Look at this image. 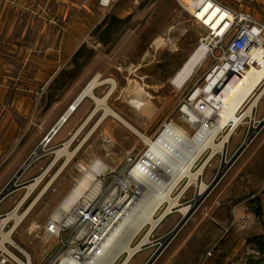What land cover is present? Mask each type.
<instances>
[{
	"label": "rangeland",
	"instance_id": "obj_1",
	"mask_svg": "<svg viewBox=\"0 0 264 264\" xmlns=\"http://www.w3.org/2000/svg\"><path fill=\"white\" fill-rule=\"evenodd\" d=\"M97 1L0 0V191L43 143L80 89L96 74L116 83L106 105L148 138L154 137L166 120H172L189 135L193 133V129L182 123L179 108L187 102L190 93L203 84L213 58L206 59L182 88L173 85L171 79L196 49L205 29L176 0H118L109 9H101ZM179 1L185 4L188 0ZM216 2L250 13L253 19L264 24V0ZM110 15L128 18V21L103 42L92 31L104 16ZM159 37L164 40L156 46L153 43ZM82 44L86 49L75 75L69 80L66 74L60 76V72L66 73L72 68L71 57ZM55 78L65 85L48 101L47 93L55 91L57 85H54ZM136 84L149 95L147 100L152 110L148 115L135 111L127 103L135 95ZM109 86L97 87L95 94L102 97ZM261 99L256 116L259 120L264 116V96ZM86 101L44 146V155L26 168L16 184L29 182L46 168L54 158L53 150L68 139L95 108L92 100ZM102 113L101 108L73 139L69 150L79 147L74 158L13 232V240L34 261L47 246L43 243V230L50 215L83 175L80 166L88 168L97 160L116 169L128 155L137 156L146 148L134 131L111 115L97 125ZM251 125V119L250 123L244 122L230 138L226 161L244 141ZM221 154H217L204 171L202 179L207 185L217 174ZM63 161L64 157L53 166L43 183L50 180ZM197 167L198 163L194 170ZM184 183L182 181L171 196H178L180 204H191L196 197V187L191 186L179 194ZM17 190L0 202V213L25 193V190ZM40 190L25 202L21 212ZM237 207L243 209V214L234 212ZM181 217L174 212L161 220V225L158 226L159 223L150 236L153 242L150 249L139 252L129 264H144L157 250L155 242ZM188 219L152 264H264V254L259 251L264 249V126ZM33 224L37 227L31 230ZM236 248L238 250H234Z\"/></svg>",
	"mask_w": 264,
	"mask_h": 264
},
{
	"label": "bare ground",
	"instance_id": "obj_2",
	"mask_svg": "<svg viewBox=\"0 0 264 264\" xmlns=\"http://www.w3.org/2000/svg\"><path fill=\"white\" fill-rule=\"evenodd\" d=\"M190 1L191 0H188L185 4L190 3ZM198 3H201V5L199 10L195 13L197 14L198 19L203 22L202 26L209 27L212 31H216L221 26L219 32H222L226 26L224 21L231 19L230 13H227L224 8L210 0H200ZM163 40L159 37L154 40L153 44L157 46L162 43ZM206 49L205 44H201L189 54L172 77L171 83L173 85L178 88H182L188 80H190L196 69L203 65L204 61H206ZM101 77L102 76L99 74H96L88 80V82L80 89V92H78L74 99L67 105L68 107L64 110L61 119H58L52 127V130L46 135L47 140L42 143L43 148L46 144L51 142L54 135L58 132L57 130H59L68 121V119L73 117V114L86 98L93 101L95 108L89 111L82 123H80V125L69 135V138L53 150L54 158L43 170V173L33 181L25 184L27 191L22 199L20 198V202L28 199L29 195L33 193L35 188L39 184H42L40 183L41 179L44 176H47L53 166L62 157H64V161L60 169H58L50 180L44 184L37 197L31 201L25 211L20 214L19 206L17 205L16 208L10 212V214H7L6 216L4 214V216L0 218V245L6 240L12 241L11 234L32 210L41 195H43L51 184H53L57 175L61 173L68 163L74 158L79 147L73 151L69 150V146L73 141V138L79 134L85 124L90 120L91 116L102 108L103 113L97 125L108 115H111L126 124L147 145H149L147 155L157 166V173L160 178L159 183L150 182L151 180L144 181V185H146V187L143 188L139 200L127 211V213H125L126 217H124L125 214L123 215V219H120L119 221V226L115 227L111 231L112 233L109 234L108 239L103 244V248L98 251L97 258L93 261L94 263H92L113 264L115 259L122 252H126L122 264H129L132 261L131 260L129 262V259L135 253L146 249L151 243L150 236L153 229L158 225L156 224L157 221L154 219L153 215L162 203H167L166 210L158 216V218H162V220L165 217L167 218L170 214H174V212L183 216L190 209L189 204L183 205L178 202V196L175 198H172L171 196L172 190L176 188L175 186H177L183 176H186L187 180L185 181L179 194L184 193L191 186L196 187L195 196L202 195L204 193L205 189H207V183L202 179L204 169L210 166V162L215 155H220L224 152L226 143L228 142L229 144L230 138L235 135L237 128H239L244 122L246 123V120L243 119V117H238L237 112L239 109L242 110L243 106L246 105L245 107H247V109L245 115L248 116V120H252L253 116L257 113L259 104L258 100L264 96V61L260 60L259 67H253L241 76H227L223 81H220L217 84V87L214 88L217 92H212L210 95L214 100H217L222 105V108L220 110L221 112H219L218 126L214 127L209 134L203 136L199 133L194 137H191L188 136L184 130L176 126V129L171 135L163 133L156 140H153L133 128L121 116L106 105V101L111 93H113L116 83L113 79H104ZM104 84H109V89L102 97H98L95 94V90L97 87ZM203 86H198L196 91L192 93L191 99L193 100V103L191 106H193L194 102L198 99L197 95ZM147 94L148 93H146L142 86L136 84L135 95L129 98L127 103L135 111L148 115L152 109L149 107V101L147 100L149 95ZM183 109L188 115V124L196 120L197 115L193 108L185 105L183 106ZM253 120V125L251 126H254ZM228 122H231L230 125H227ZM223 127L226 128L224 131H221V128ZM218 136L220 140L216 141ZM206 148L209 149L206 158L201 159L196 170H192V167L195 165V160L198 159L200 154ZM80 167L81 170H83L82 177L77 181V185L69 191V193L63 198L64 200H62L53 211V216L57 219L61 218L69 209L71 204L75 202L77 198L92 184L94 172L100 170L101 168L103 170L104 168V172L107 173L111 169L108 165L97 160L93 161L88 168H85L82 165ZM10 219L14 222L13 227L9 231L5 232L2 230L3 226H5ZM146 224L151 225L149 230L143 236L137 238L138 233ZM36 227L33 224L30 229L33 230V228L36 229ZM135 239L136 241L132 245V242ZM143 245L147 246L141 247ZM18 246L20 249L24 250L19 244Z\"/></svg>",
	"mask_w": 264,
	"mask_h": 264
},
{
	"label": "built area",
	"instance_id": "obj_3",
	"mask_svg": "<svg viewBox=\"0 0 264 264\" xmlns=\"http://www.w3.org/2000/svg\"><path fill=\"white\" fill-rule=\"evenodd\" d=\"M81 1L85 2V0ZM117 1L98 0L97 4L101 9H109ZM176 1L195 22L202 26L203 22L198 19L195 13L200 8L201 3H198L200 0H191L188 4ZM210 1L230 13L231 19L224 21L226 26L222 32H219L221 26L216 31L202 26L205 29V34L199 38L198 45L205 44L207 59L213 58V63L203 77L202 86H204L201 87L202 89L197 95L198 99L193 106H191L193 103L191 95L196 89L190 93L187 102L179 108L182 123L193 129L191 135L185 131L191 137L199 133L203 136L207 135L214 127L218 126L222 105L210 95L216 91L214 88L217 87V84L230 73L231 76H241L251 68L259 67L260 60L264 61V24L260 20L253 19L250 13L224 7L216 0ZM185 105L193 108L197 115L196 120L190 124L187 123L188 115L183 109ZM246 109L247 107L239 109L237 112L239 118L249 119L245 115ZM230 123L228 122L227 125ZM176 126L183 130L172 120L163 121L156 135L151 139L156 140L163 133L171 135ZM226 127L221 128V131H224ZM145 145L146 148L137 156L128 155L119 168L110 169L107 173L104 172V168L94 172L92 184L71 204L61 218H55L52 212L43 230V243L47 246L38 260H32L29 253L20 249L16 244L4 241L0 245V264L94 263L98 251L103 248V244L112 233L111 231L119 226L123 215L139 200L143 188L146 187L144 181L160 182L157 166L147 155L149 145L146 143ZM208 150L206 148L200 154L195 160V164L206 158ZM194 167L195 165L192 170ZM186 180V176H183L177 186ZM177 186L175 187L177 188ZM166 208L167 203L164 202L153 215L157 221L156 224L162 220L158 216ZM150 226V224H146L138 235L143 236ZM125 255L126 252H122L113 264H122Z\"/></svg>",
	"mask_w": 264,
	"mask_h": 264
},
{
	"label": "water",
	"instance_id": "obj_4",
	"mask_svg": "<svg viewBox=\"0 0 264 264\" xmlns=\"http://www.w3.org/2000/svg\"><path fill=\"white\" fill-rule=\"evenodd\" d=\"M228 77H231V73L228 75ZM264 126V116L258 121L256 126H251L247 132V135L244 139V141L241 143V145L237 148V150L231 155V157L226 161V151L222 152L221 154V162L220 166L218 168L217 174L213 177V179L210 181V183L207 185V189H205L204 193L202 195L196 196L189 204L190 209L186 214H184L181 219L176 223V225L164 236H162L160 239H158L155 243L158 245L152 255L148 258V260L144 264H152L156 258L160 255V253L164 250V248L167 246V244L172 240V238L178 233V231L181 229V227L185 224L188 218L192 215V213L195 211V209L200 205V203L203 201V199L206 197V195L215 187V185L219 182V180L222 178L223 174L227 171V169L232 165V163L237 159V157L242 153V151L245 149V147L250 144V141L253 139L255 134ZM47 137L43 140L46 141ZM45 151L43 149L42 143L38 145L35 150L27 157V159L24 161V163L19 167V169L15 172L13 177L9 180L7 184L3 187V189L0 191V201L3 198H6V196L13 191L19 189L22 187L23 183L16 184L19 177L22 175V173L28 168V166L44 155Z\"/></svg>",
	"mask_w": 264,
	"mask_h": 264
},
{
	"label": "trees",
	"instance_id": "obj_5",
	"mask_svg": "<svg viewBox=\"0 0 264 264\" xmlns=\"http://www.w3.org/2000/svg\"><path fill=\"white\" fill-rule=\"evenodd\" d=\"M147 1V0H145ZM144 1V2H145ZM128 21V18H125V19H119L113 15H110V16H107L100 21L99 24H97L93 31H92V34L93 35H98L99 38L101 40H103V42H106L107 39L110 38V36L112 34H114L115 32L119 31L120 27L125 25ZM105 39V40H104ZM85 45L82 44L81 46H79L77 48V50L73 53L72 57H71V61H72V68L68 71L65 72H60L59 75L62 76L63 74H66L67 75V78L68 80L71 79L75 73L77 72L78 68L81 66V63L79 62L80 59L83 57V54H84V51H85ZM91 51H89L90 53ZM55 82L54 85H56V87L54 85H52V87L54 88L55 87V91H49L46 95L48 101H51L54 97V95H56V91H60L63 86L65 85V82L64 81H61V80H58L57 78H55L53 80ZM255 203V206L257 207L258 205L256 204V202L254 201ZM259 251L261 253L264 254V249L263 248H260Z\"/></svg>",
	"mask_w": 264,
	"mask_h": 264
},
{
	"label": "crops",
	"instance_id": "obj_6",
	"mask_svg": "<svg viewBox=\"0 0 264 264\" xmlns=\"http://www.w3.org/2000/svg\"><path fill=\"white\" fill-rule=\"evenodd\" d=\"M88 98H86L85 99V101L87 100ZM90 100V99H89ZM262 99L260 98L259 100H258V102H260ZM85 101L83 102V103H85ZM87 102V101H86ZM257 102V103H258ZM94 109V108H93ZM258 113L259 112H257L256 113V115L255 116H253V121L254 122H256L257 123V121H259V118L257 119V115H258ZM92 115V114H91ZM94 115V114H93ZM92 115V116H93ZM92 116H91V118H92ZM90 118V119H91ZM246 122H249L250 123V120H247ZM86 125V124H85ZM238 129V128H237ZM58 131V130H57ZM56 131V132H57ZM55 132V133H56ZM54 133V134H55ZM75 138V137H74ZM73 138V139H74ZM224 151H226V152H228L229 150H228V142L226 143V148H225V150ZM216 156V155H215ZM213 160V159H212ZM211 160V161H212ZM211 163V162H210ZM211 165V164H210ZM45 168V167H44ZM44 168L41 170V172L39 173V175H36L33 179H31V180H29V182H31V181H33L35 178H37V177H39L42 173H43V170H44ZM204 171H205V169H204ZM47 176H44L42 179H41V182L40 183H42V184H39L36 188H35V190L33 191V193H31L30 195H29V197H28V199H31V197H32V195H34L35 196V194H37V193H35L36 192V190H40V188L45 184V183H43V181H44V179L46 178ZM202 177V176H201ZM29 182H24L23 183V185H22V187L21 188H19V191L22 189V190H25V193H26V191H27V188H26V186H25V184H27V183H29ZM39 188V189H38ZM196 189V188H195ZM18 191V190H17ZM16 192V191H15ZM25 193H23L21 196H20V198L22 199V197L25 195ZM18 199L8 210H5L3 213H0V218L1 217H3L4 216V214H5V216L7 215V214H10V212H12L15 208H16V206L18 205L19 206V213L21 212V208L23 207V205L25 204V202H27L28 201V199H26V200H24L23 202H20V200L21 199ZM4 199V198H3ZM2 199V200H3ZM1 200V201H2ZM0 201V202H1ZM32 201V200H31ZM254 202V201H253ZM29 206V205H28ZM27 206V207H28ZM27 207H26V209H27ZM24 211H25V209H24ZM234 212H237V214L239 213V214H243V209L242 208H239V207H237L236 209H234ZM22 213V212H21ZM20 213V214H21ZM166 218V217H165ZM165 218L163 219V220H165ZM163 220H162V222H163ZM161 222V223H162ZM161 223L158 225V226H160L161 225ZM13 224H14V222H13V220H8V222L5 224V226H3V231H5V232H7V231H9L12 227H13ZM157 226V227H158ZM156 227V228H157ZM182 228V227H181ZM14 231H16V230H14ZM154 231H155V229H154ZM154 231H152V232H154ZM179 232V231H178ZM14 233H12L11 234V238H12V235H13ZM1 238V237H0ZM174 238V237H173ZM6 241H8V240H6ZM9 242H12V243H14V244H16V246H18V243L17 242H15L14 240H13V238H12V241H9ZM3 243V242H2ZM152 241H151V243L147 246V247H150L151 245H152ZM19 247V246H18ZM150 249V248H149ZM234 250H238L237 248L236 249H234ZM26 251V250H25ZM27 252V251H26ZM140 252V251H139ZM139 252H137V253H135L130 259H129V262L134 258V256L135 255H137ZM217 252H219V251H217ZM216 252V253H217ZM209 255H210V253H208ZM30 255V254H29Z\"/></svg>",
	"mask_w": 264,
	"mask_h": 264
},
{
	"label": "flooded vegetation",
	"instance_id": "obj_7",
	"mask_svg": "<svg viewBox=\"0 0 264 264\" xmlns=\"http://www.w3.org/2000/svg\"><path fill=\"white\" fill-rule=\"evenodd\" d=\"M147 248H149V247H147Z\"/></svg>",
	"mask_w": 264,
	"mask_h": 264
}]
</instances>
